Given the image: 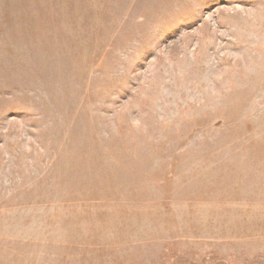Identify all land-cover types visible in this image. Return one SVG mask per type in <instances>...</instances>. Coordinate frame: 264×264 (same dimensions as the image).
Here are the masks:
<instances>
[{
    "label": "rangeland",
    "instance_id": "374dc122",
    "mask_svg": "<svg viewBox=\"0 0 264 264\" xmlns=\"http://www.w3.org/2000/svg\"><path fill=\"white\" fill-rule=\"evenodd\" d=\"M0 264H264V0H0Z\"/></svg>",
    "mask_w": 264,
    "mask_h": 264
}]
</instances>
